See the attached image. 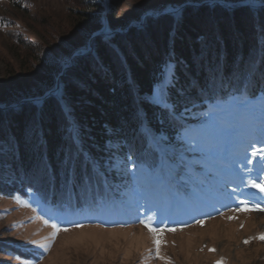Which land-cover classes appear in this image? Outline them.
<instances>
[{
	"label": "trees",
	"instance_id": "1",
	"mask_svg": "<svg viewBox=\"0 0 264 264\" xmlns=\"http://www.w3.org/2000/svg\"><path fill=\"white\" fill-rule=\"evenodd\" d=\"M229 1L186 5L109 38L95 36L91 49L66 65L57 94L0 109V196L26 198L66 228L136 219L186 225L210 216L174 188L185 177L164 178L163 159H175L154 147L158 137L211 147L229 168L250 161L249 169L264 175V3ZM159 89L158 103L152 97ZM245 102L250 107L240 109ZM197 115L218 116L215 139L187 124ZM117 157L149 177L136 189L130 219L118 201L123 179L111 166ZM193 162L233 184L232 175ZM10 249L0 244V251Z\"/></svg>",
	"mask_w": 264,
	"mask_h": 264
},
{
	"label": "rangeland",
	"instance_id": "2",
	"mask_svg": "<svg viewBox=\"0 0 264 264\" xmlns=\"http://www.w3.org/2000/svg\"><path fill=\"white\" fill-rule=\"evenodd\" d=\"M244 1L252 6L264 3ZM218 2L230 1L0 0V109L40 103L42 93L45 99L59 89L66 65L74 55L91 49L88 46L95 36L109 38L152 16L177 12L186 5ZM160 95L161 89L152 100L159 103ZM238 107L248 109L250 103ZM217 117L192 116L187 124L213 140L218 136ZM159 140L154 147L172 153L175 159H163L164 178L166 173L174 180L185 177L187 182L174 188L208 207L210 216L186 225L161 226L136 219L112 228L95 223L66 228L43 218L26 198L0 196V244L11 247L0 251V264H264V175L253 173L250 161L247 167L229 168L220 151L183 137L167 144ZM194 159L232 175L233 184L204 170ZM111 166L123 179L118 201L130 219V212L137 213L136 189L146 187L148 174L140 177L129 159L121 157L113 158ZM185 167L204 180L193 178ZM169 183L172 187L175 182ZM24 251L29 252V259Z\"/></svg>",
	"mask_w": 264,
	"mask_h": 264
},
{
	"label": "water",
	"instance_id": "3",
	"mask_svg": "<svg viewBox=\"0 0 264 264\" xmlns=\"http://www.w3.org/2000/svg\"><path fill=\"white\" fill-rule=\"evenodd\" d=\"M112 34H114V33H112ZM88 47H89V48L91 47V44H90V43H89V46H88ZM70 63H71V62H70ZM57 92H58V88H57L53 93L45 95V98L48 97V96H53V95L57 94ZM41 101H42V100H41Z\"/></svg>",
	"mask_w": 264,
	"mask_h": 264
}]
</instances>
